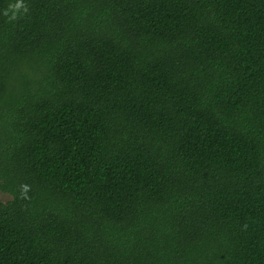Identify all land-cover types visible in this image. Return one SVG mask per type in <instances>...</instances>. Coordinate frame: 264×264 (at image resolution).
Segmentation results:
<instances>
[{"label":"trees","instance_id":"1","mask_svg":"<svg viewBox=\"0 0 264 264\" xmlns=\"http://www.w3.org/2000/svg\"><path fill=\"white\" fill-rule=\"evenodd\" d=\"M16 3L0 264H264V0Z\"/></svg>","mask_w":264,"mask_h":264},{"label":"clouds","instance_id":"2","mask_svg":"<svg viewBox=\"0 0 264 264\" xmlns=\"http://www.w3.org/2000/svg\"><path fill=\"white\" fill-rule=\"evenodd\" d=\"M10 8H14L15 10H19L21 8H24L25 11H27V8L25 7V5L23 4V0H17V3L15 5H9ZM5 15H8L7 11L4 13ZM16 15L15 12L13 13V16L11 17V19H15ZM24 192L26 193L28 191V186L25 185L23 186Z\"/></svg>","mask_w":264,"mask_h":264},{"label":"rangeland","instance_id":"3","mask_svg":"<svg viewBox=\"0 0 264 264\" xmlns=\"http://www.w3.org/2000/svg\"><path fill=\"white\" fill-rule=\"evenodd\" d=\"M11 197L8 194H4L0 191V201L7 203L8 201H10Z\"/></svg>","mask_w":264,"mask_h":264}]
</instances>
